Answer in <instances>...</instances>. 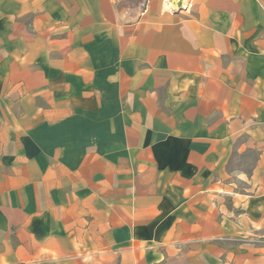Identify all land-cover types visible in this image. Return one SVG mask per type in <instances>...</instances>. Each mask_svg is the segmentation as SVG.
Segmentation results:
<instances>
[{"label":"crops","instance_id":"obj_1","mask_svg":"<svg viewBox=\"0 0 264 264\" xmlns=\"http://www.w3.org/2000/svg\"><path fill=\"white\" fill-rule=\"evenodd\" d=\"M0 264H264V0H0Z\"/></svg>","mask_w":264,"mask_h":264}]
</instances>
